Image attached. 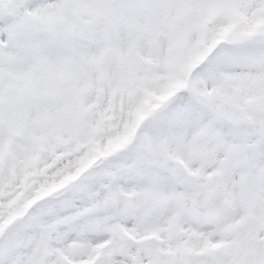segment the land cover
<instances>
[{
	"label": "snow or ice",
	"instance_id": "6c2138e0",
	"mask_svg": "<svg viewBox=\"0 0 264 264\" xmlns=\"http://www.w3.org/2000/svg\"><path fill=\"white\" fill-rule=\"evenodd\" d=\"M0 264H264V0H0Z\"/></svg>",
	"mask_w": 264,
	"mask_h": 264
}]
</instances>
